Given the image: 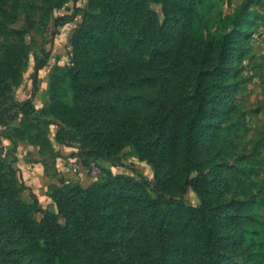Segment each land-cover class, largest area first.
Masks as SVG:
<instances>
[{"label":"trees","instance_id":"16d2710c","mask_svg":"<svg viewBox=\"0 0 264 264\" xmlns=\"http://www.w3.org/2000/svg\"><path fill=\"white\" fill-rule=\"evenodd\" d=\"M12 1L6 21L22 9L30 22V0ZM71 1L43 0L54 8ZM152 1L89 0L72 37L73 64L54 75L44 114L78 135L79 161L112 160L131 147L153 165L154 182L108 170L88 186L62 178L51 192L56 210H43L23 198L17 170L0 155V264H264L257 192L243 187L230 196L228 167L208 159L207 171L205 154L227 72L264 16V0H240L219 13L220 0H159L162 15ZM178 30L187 41L173 50ZM146 44L153 50L144 66L137 51ZM25 53L23 44H5L0 68L17 80ZM37 128L13 133L50 150ZM190 188L199 204L182 197ZM117 229L123 233L113 239Z\"/></svg>","mask_w":264,"mask_h":264},{"label":"rangeland","instance_id":"374dc122","mask_svg":"<svg viewBox=\"0 0 264 264\" xmlns=\"http://www.w3.org/2000/svg\"><path fill=\"white\" fill-rule=\"evenodd\" d=\"M12 2L10 0L0 3V59L3 46L7 43L23 44L26 53L19 69L21 76L17 80L12 78V73L0 68V155L7 162L15 161L14 148L11 146L15 140H12L9 134L17 128L27 131L32 125H38L34 131H42L44 135L50 134L56 139L61 133L67 137L66 145L78 144V135L74 130L58 120H49L45 117L44 109L51 101L54 75L73 64L72 37L89 11V0L71 1L60 8L46 5L43 0H30L33 6L30 22L22 9L16 17L6 21ZM238 2L240 0H220L216 13L228 12ZM152 7L162 15V4L159 0H153ZM172 36L170 46L173 50H178L186 44V34L183 31H174ZM241 42L244 51L241 56L238 55L234 68L228 70L225 80L227 91L218 110L210 118L214 125V136L209 138L205 147L207 171L211 165L208 159L223 163L228 167L224 171L223 183L227 193L233 196L240 193L243 187L257 192L255 211L264 214V16L258 18L251 27L249 38ZM152 50L149 44L138 49V60L144 66L148 65ZM37 66H40L38 70ZM232 73L233 79L230 78ZM232 88H235L233 93L230 92ZM26 111L28 115L25 114ZM66 131H69L68 135ZM43 157L42 160H47L45 163L50 172L58 169L56 158L51 159L45 154ZM75 159L73 157L69 163L62 165L79 176L66 180L82 181L84 186L101 179L107 170L139 178L145 177L154 182L153 165L140 159L131 147H127L112 160L89 159L88 164L79 161L77 168L74 165ZM81 167L82 169H79ZM236 168L246 169V172L236 175ZM250 169H254L255 173L247 177ZM236 178L239 179L238 183ZM182 197L188 203L201 202L192 188ZM122 233L120 229L113 231V239L121 238ZM114 249H119L124 255L126 253L122 246H115ZM232 250L230 253L235 254L234 258L241 262V249Z\"/></svg>","mask_w":264,"mask_h":264},{"label":"crops","instance_id":"0c3cea01","mask_svg":"<svg viewBox=\"0 0 264 264\" xmlns=\"http://www.w3.org/2000/svg\"><path fill=\"white\" fill-rule=\"evenodd\" d=\"M9 135H11L12 140H15L11 143L14 148L15 161H8V163L17 170L18 179L23 187V198L29 203L37 202L43 210L55 211L56 205L51 197L52 188L60 182L61 178L68 179L79 176L75 175L67 166L62 165L69 163L73 157L76 158L78 148L76 145H66L59 142L55 136L52 137L49 134L52 147L50 150L43 151L40 145L20 139L14 133ZM44 154L51 159H57L59 165L57 170L49 171L50 168L45 163L47 160H42ZM80 183L83 182L80 181ZM37 214L38 218L43 216L42 212Z\"/></svg>","mask_w":264,"mask_h":264},{"label":"built area","instance_id":"2783aa9c","mask_svg":"<svg viewBox=\"0 0 264 264\" xmlns=\"http://www.w3.org/2000/svg\"><path fill=\"white\" fill-rule=\"evenodd\" d=\"M78 164H79V160L76 158L74 160V165H75L76 168L79 166ZM92 165H94V162H92Z\"/></svg>","mask_w":264,"mask_h":264}]
</instances>
